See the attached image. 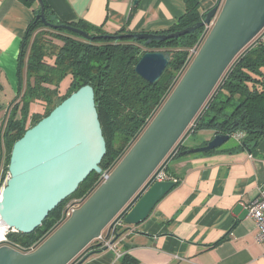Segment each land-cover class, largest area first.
Wrapping results in <instances>:
<instances>
[{"label": "water", "instance_id": "obj_1", "mask_svg": "<svg viewBox=\"0 0 264 264\" xmlns=\"http://www.w3.org/2000/svg\"><path fill=\"white\" fill-rule=\"evenodd\" d=\"M38 2L41 12L37 18L46 25L71 30L88 40L101 37L69 23L48 22L44 1ZM213 18L216 20L211 31L180 81L108 177L35 250L22 252L0 245V264H82L93 254H86L88 246L106 227L110 238L112 228L120 220L127 225L143 222L175 187L174 180L157 179L172 157L208 152L230 139V134L217 132L206 145L179 151L185 140L182 135L229 65L264 30V0H219L201 21L170 33L134 32L102 37L165 41L192 33L210 24ZM169 62L168 52L148 51L135 65V71L153 84ZM106 152L95 89L87 84L72 92L14 143L9 178L0 199L3 225L12 231L33 232L92 172H102ZM122 233L116 232L110 245Z\"/></svg>", "mask_w": 264, "mask_h": 264}, {"label": "trees", "instance_id": "obj_2", "mask_svg": "<svg viewBox=\"0 0 264 264\" xmlns=\"http://www.w3.org/2000/svg\"><path fill=\"white\" fill-rule=\"evenodd\" d=\"M21 1L32 8L34 18L22 40L17 96L0 129V151L3 152L5 148L6 153L0 163V176L3 180L9 172L13 145L25 131L47 116L72 92L90 84L95 89L107 152L101 162L102 172H92L72 194L79 193L83 185H87L89 187L82 194L88 192V198L99 184L102 173L116 167L172 93L192 61L189 58L190 50L199 42L203 27L178 38L148 43L133 37H102L134 33L123 28L111 33L86 21L69 23L91 35L101 36L88 40L71 30L48 26L37 18L41 12L37 0ZM44 7L48 22L68 23L54 18L45 2ZM204 16L195 0H186L184 15L161 33L182 30L201 21ZM148 51H166L170 54L169 65L159 81L153 84L135 71V65ZM67 76L71 77V84L68 92L62 94L60 84ZM32 103L40 104L41 110L31 111ZM192 123L195 131L214 129L224 134L244 132L245 136L236 147L255 150L264 138V30L235 57ZM187 148L183 143L179 151ZM64 201L33 232L9 230L8 243L28 248L36 239L44 236L42 242L58 225ZM118 230L119 227L116 232ZM103 248L101 243L92 241L86 254H94ZM124 261L125 258L122 264Z\"/></svg>", "mask_w": 264, "mask_h": 264}, {"label": "crops", "instance_id": "obj_3", "mask_svg": "<svg viewBox=\"0 0 264 264\" xmlns=\"http://www.w3.org/2000/svg\"><path fill=\"white\" fill-rule=\"evenodd\" d=\"M43 1L58 20L86 21L111 33L122 28L165 32L186 12V0ZM195 1L202 15L219 2ZM33 18L34 11L21 0H0V129L17 96L22 40ZM198 131L204 135L193 133L184 145L194 136V144L187 147L204 146L217 133ZM234 141L210 153L172 157L163 174L176 181L175 187L147 219L119 226L123 233L114 244L82 264H122L124 258V264H264L263 246L256 241V224L247 208L264 186V138L254 151L237 148ZM4 159L5 148L0 163Z\"/></svg>", "mask_w": 264, "mask_h": 264}, {"label": "built area", "instance_id": "obj_4", "mask_svg": "<svg viewBox=\"0 0 264 264\" xmlns=\"http://www.w3.org/2000/svg\"><path fill=\"white\" fill-rule=\"evenodd\" d=\"M215 20H216V18H213L210 24H205V26L203 27V32H202V34L200 36L199 42L196 44V46H194L190 50L189 58L192 59V61H193L194 57L196 56V54L198 53L203 41L205 40V38L207 37V35L211 31ZM244 136H245V133L241 132V131H237V132H234V133L230 134V137L234 138L238 142H241V140H242V138ZM112 170L105 171V172L102 173V176L100 178L99 184L108 177V175L111 173ZM163 173L164 172H161L158 175V178H157L158 180H165ZM8 178H9V172L6 174V177L3 180H2V178L0 176V199H1V195H2V190H3L4 186L6 185ZM86 199L87 198L84 197V199H80V200H76V201L74 200L73 202H69L67 204V206L63 209L60 221H59L58 225L55 228H57L60 224H62L64 221H66L72 215L74 210L79 208ZM247 208H248L249 215L255 221V224H256V241L258 243L262 244V246H263V254H264V186L261 188V190L258 193L257 197L249 205H247ZM123 224H124L123 221L120 220L112 228L111 237L110 238H107V233L109 232V227H108L107 231H103L101 236L94 240V243H101L103 246H108V247L111 246L110 245L111 238L116 233L117 228L119 226H122ZM55 228L51 232H53L55 230ZM9 230L10 229H7L5 231L4 238H3L2 241H0V245L6 244V245H10V246L16 248L17 250L22 251V252H31V251L35 250L38 247V245L41 243V242L36 243L34 245H31L28 248H22V247H20L18 245L10 244V243H8V238H7V233H8Z\"/></svg>", "mask_w": 264, "mask_h": 264}, {"label": "rangeland", "instance_id": "obj_5", "mask_svg": "<svg viewBox=\"0 0 264 264\" xmlns=\"http://www.w3.org/2000/svg\"><path fill=\"white\" fill-rule=\"evenodd\" d=\"M260 35H261V33H260ZM259 36V35H258ZM257 36V37H258ZM256 37V38H257ZM70 84H71V77L70 76H67V77H65L62 81H61V84H60V93H62V94H66L67 92H68V89H69V87H70ZM6 102H8L7 100H5ZM30 108H31V111H34V110H41V106H40V104H35V103H32L31 104V106H30ZM193 128H195V126L193 125V123H191L190 125H189V127L187 128V130L185 131V133L182 135V137H181V139L182 138H186V137H190L191 135H193V133H195V135L196 136H202V135H204V133H203V131H196L195 132V129H193ZM196 137H191V141L190 140H186L185 141V145L186 146H192L194 143H192V140L193 139H195ZM180 139V140H181ZM235 139L234 138H230L225 144H232L233 142H235L234 141ZM195 148V147H194ZM6 154V153H5ZM95 179V177H93V180ZM89 186H87V185H83V187H82V189L79 191V193H77V194H75V195H71L70 197H68L65 201H64V204H63V209L67 206V204L69 203V202H73L74 200L76 201V200H80V199H84V197H86L87 196V194H88V192L87 193H83L82 194V192L83 191H85V190H87V188H88ZM81 194V195H80ZM63 209H62V211H63ZM51 219H52V217H51ZM57 223H59V222H57ZM57 225V224H56ZM56 225L54 226V228L56 227ZM53 228V229H54ZM107 228L108 227H106V229L104 230V231H107ZM52 229V230H53ZM51 230V231H52ZM50 231V232H51ZM43 235H41L40 237H42ZM46 236H47V234H46ZM39 237V238H40ZM44 237V236H43ZM43 237L42 238H40V239H36L34 242H33V244L32 245H34V244H36V243H39L40 241H41V239H43ZM85 251H83L82 253H80L74 260H77V259H79L80 258V256L84 253Z\"/></svg>", "mask_w": 264, "mask_h": 264}, {"label": "bare ground", "instance_id": "obj_6", "mask_svg": "<svg viewBox=\"0 0 264 264\" xmlns=\"http://www.w3.org/2000/svg\"><path fill=\"white\" fill-rule=\"evenodd\" d=\"M6 230H7V227H5L3 225V223L1 222V219H0V241L3 240Z\"/></svg>", "mask_w": 264, "mask_h": 264}]
</instances>
